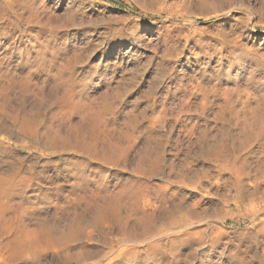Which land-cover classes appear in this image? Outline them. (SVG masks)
Instances as JSON below:
<instances>
[{
	"label": "rangeland",
	"instance_id": "obj_1",
	"mask_svg": "<svg viewBox=\"0 0 264 264\" xmlns=\"http://www.w3.org/2000/svg\"><path fill=\"white\" fill-rule=\"evenodd\" d=\"M0 66L7 81L43 87L49 122L93 137L109 159L15 147L8 162L21 159L32 181L0 185V264H264V143L237 150L235 165L229 153L202 154L221 135L241 140L228 100L240 109L245 98L264 99V0H0ZM81 179L112 192L147 184L139 207L159 194L199 218L157 223L147 240L128 241L85 225L93 212L73 190ZM76 217L83 232L56 242Z\"/></svg>",
	"mask_w": 264,
	"mask_h": 264
},
{
	"label": "bare ground",
	"instance_id": "obj_2",
	"mask_svg": "<svg viewBox=\"0 0 264 264\" xmlns=\"http://www.w3.org/2000/svg\"><path fill=\"white\" fill-rule=\"evenodd\" d=\"M47 27L49 28V26ZM4 74L5 73L0 74V185L6 182L11 183L14 181L19 183L20 187L23 188L25 187L28 188L29 186H31L32 175L30 173L28 176H23L24 175L22 172L23 169L22 166L20 165L22 160L18 159L16 163L13 165L9 164L8 162L10 157L13 155L12 151L15 150L14 149L15 147L21 148L26 151L33 150L32 151L33 153H36L38 147L49 149L52 151H55L56 149L63 150L68 147L69 148L71 147V148H76L78 150L77 153H79V155L83 158V160H86L88 162L89 161H100L102 163L109 162V159L101 155L102 153L101 151H98L99 149L97 148L96 139L92 137V140L90 139L87 140L84 134H81L80 132L77 131H74L76 133H73L72 129H70L71 130L70 131L68 130V128H66L68 131L66 130L64 131L63 129L65 128L62 129L63 125L60 124L53 125L52 121L49 122V118L45 116L46 114H44L43 111L42 113L40 112L44 101H46L44 91L42 89L43 87L39 86V88L40 87L41 88L39 90L37 89L38 92L35 93V91L31 90V88L33 87L29 88V86L27 87V85H23V83L17 84L14 83V81L5 80L7 76ZM31 74H32L31 71L28 72V75H26V77L29 79ZM30 81L31 80L26 82L29 83ZM51 90L54 91L53 88ZM30 96L34 99V101L37 102L38 109L32 108L31 107L32 105L29 106L28 98ZM235 103L237 102L236 101L231 102L230 100H228L225 103V108L226 111L229 114H233L235 118H238L239 116L241 117L242 119L241 130L243 131L242 136L239 137L241 140L236 139L237 136L235 138L232 135L233 139L232 138L228 139L229 143H227V140L225 139L226 137L224 138V136L221 135L220 138H214L213 143L209 147V149H207V151L202 153L203 155L209 154L218 158H223L224 161H226L227 154L229 153L230 163L232 165H235L236 163H238V161H240V156H235V152L237 150H241L242 148L244 149L245 147L249 148L253 144L259 146L264 143V99L258 98L255 99L254 101H250L248 98H245L243 101H241L240 104L238 103L240 109H237L235 107L236 106ZM200 140L201 141L198 142H199V146L201 147L202 145H204L206 137H202V139ZM11 141L16 144L15 145L11 144L10 143ZM80 164H83L84 166L83 161ZM159 167L160 166L158 163L151 165L150 174L152 175L153 173H155L159 169ZM29 168H32L33 170V167H29ZM240 168L238 170H240ZM241 173H243V171ZM87 182L88 181L81 179L73 190L77 191L79 189L80 191H83L86 194L85 197H80V198L85 200L86 209L92 210L93 215L86 222L85 220L83 221L81 217L73 218L71 223L69 224L67 231L59 233L57 235V238L53 237V239L58 243L71 245V243L75 242L77 237L83 232L82 229L83 222H85L86 226L92 227L94 229H101L103 226H106L109 229H113V230L117 229L121 231L123 236L129 239V240L127 239L128 241H130L133 238L135 239V241L138 242L140 241L139 239L147 240L149 238L148 236L150 235V233L156 228L157 223L159 224L164 223L165 226H169V225L171 226L176 222L178 223L188 220L189 222L182 224L188 227L189 225L193 224L191 222V219L199 218V214L196 212L195 208L183 206L184 201L182 203V201L180 200L177 204L171 202L170 205H168L167 199L164 198L163 196H160L159 194H157V198H155L156 202L154 204H150L149 202L148 203L144 202L142 205L143 207L142 206L139 207L138 203L141 195L146 194L151 189L153 190V188H151L147 184L144 185L145 189L141 184H137L135 182L124 184L120 190H118L117 192H112L105 188L106 181H103L102 183H96L95 185L92 184L93 190L88 188L89 183L86 184ZM0 192H1V188H0ZM79 203L80 202L78 201V204ZM224 203L226 205L229 204L226 201H224ZM122 210L132 211L136 216L135 219L132 221L128 219L125 220L119 219V215ZM217 210L219 209L217 208ZM41 230H45V229H41ZM139 231L140 234H138ZM54 232H55L54 229L47 231L50 237L52 236V234H57V231L55 233ZM34 233L32 234L33 236H35ZM143 234H147L145 239H143ZM38 238L36 240H38ZM190 238L191 237H189L188 239ZM53 246L54 245H52V247ZM188 257L191 256L189 255Z\"/></svg>",
	"mask_w": 264,
	"mask_h": 264
}]
</instances>
